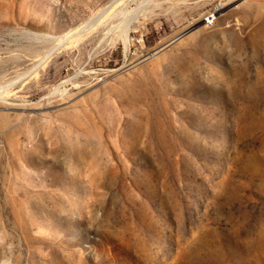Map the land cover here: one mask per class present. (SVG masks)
I'll return each instance as SVG.
<instances>
[{"label":"rangeland","instance_id":"374dc122","mask_svg":"<svg viewBox=\"0 0 264 264\" xmlns=\"http://www.w3.org/2000/svg\"><path fill=\"white\" fill-rule=\"evenodd\" d=\"M112 1L0 0V264H264V0Z\"/></svg>","mask_w":264,"mask_h":264},{"label":"bare ground","instance_id":"6f19581e","mask_svg":"<svg viewBox=\"0 0 264 264\" xmlns=\"http://www.w3.org/2000/svg\"><path fill=\"white\" fill-rule=\"evenodd\" d=\"M149 0H113L103 10L94 14L82 27L89 29L92 25L113 23L110 30L121 28L124 36L140 19L147 8ZM109 30V31H110Z\"/></svg>","mask_w":264,"mask_h":264},{"label":"built area","instance_id":"2783aa9c","mask_svg":"<svg viewBox=\"0 0 264 264\" xmlns=\"http://www.w3.org/2000/svg\"><path fill=\"white\" fill-rule=\"evenodd\" d=\"M215 15L213 13H210L209 15H207L206 17V22L209 24H213L215 21Z\"/></svg>","mask_w":264,"mask_h":264}]
</instances>
